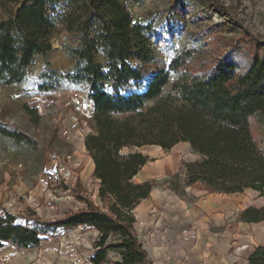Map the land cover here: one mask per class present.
Listing matches in <instances>:
<instances>
[{"label": "trees", "instance_id": "obj_1", "mask_svg": "<svg viewBox=\"0 0 264 264\" xmlns=\"http://www.w3.org/2000/svg\"><path fill=\"white\" fill-rule=\"evenodd\" d=\"M122 1H0L2 86L26 83L35 59L52 51L59 26L77 39L76 47H65L74 60L72 68L60 73L45 64L36 87L39 93L86 87L85 98L93 105V133L84 137L83 146L93 164L92 178L98 181L99 202L76 193L85 207L55 220H43L34 212L3 211L0 248L36 249L82 228L98 233L91 264L106 263L108 251L120 256L113 264H152L135 231L134 210L156 184L135 183L133 178L153 160L139 152L121 153L124 148L157 146L169 151L188 143L200 159L182 164V179L175 173L166 182V189L178 197L196 183L213 194L252 190L264 196V40L245 35L231 45L235 50L196 66L191 64L196 50L182 48L160 64L152 50L151 25L134 23ZM24 111L35 114L27 106ZM0 137L38 147L25 134L4 126ZM236 218L244 224L264 222V207H248ZM247 263L264 264V247L255 248Z\"/></svg>", "mask_w": 264, "mask_h": 264}, {"label": "rangeland", "instance_id": "obj_2", "mask_svg": "<svg viewBox=\"0 0 264 264\" xmlns=\"http://www.w3.org/2000/svg\"><path fill=\"white\" fill-rule=\"evenodd\" d=\"M122 2L134 23L151 25L152 50L160 64H165L176 50L182 48L196 50L191 61L196 66L220 53L235 50L231 45L245 35L254 37L257 42L264 40V0ZM12 5L10 3L9 6ZM77 43L73 34L59 26L51 40L52 51L44 58L35 59L27 70L26 83L14 87L0 85V126L20 131L38 144L33 149L0 137V213L34 212L43 220H55L85 207L84 203L77 201L76 193L99 205L97 184L89 173L87 154L80 137L81 122L86 121L91 126V121L78 114L75 102L86 99V87L69 85L53 93H39L36 87L37 76L45 64L47 69L60 73L72 68L74 60L65 47L74 48ZM169 90L170 86H167L165 91ZM25 106L35 110V114L27 115ZM175 173L182 179L183 166L151 181L155 182V188L164 190L166 182ZM234 198L236 212L232 216L235 219L230 216L203 230L195 227L185 231L186 236L194 239L216 238L213 249L220 251V264H248L249 251L255 245L264 247V240H250L249 233L239 227L236 218L241 208L264 207V196L246 190ZM180 199L190 203L194 201L188 197ZM79 230L49 239L33 250H18L4 245L0 248V264L45 262L53 251L66 249L61 247V242L74 244L78 251L87 254V238L93 239V236L87 235V230L81 233ZM163 234L162 230L142 237L145 243L153 244L152 241H161Z\"/></svg>", "mask_w": 264, "mask_h": 264}, {"label": "crops", "instance_id": "obj_3", "mask_svg": "<svg viewBox=\"0 0 264 264\" xmlns=\"http://www.w3.org/2000/svg\"><path fill=\"white\" fill-rule=\"evenodd\" d=\"M81 146L84 150L83 144ZM144 148H149V150H144ZM128 152H139L153 160L142 167L133 178L135 183L151 181L158 177L166 176L178 170L182 163H190L200 159V156L191 150L188 143H179L169 151H163L157 146L124 148L121 151V153ZM87 159L89 173L92 174L93 164L88 156ZM95 182L97 184V194L98 181L95 180ZM238 195L240 194H213L199 183L187 187L182 197H178L167 189L163 190L154 187L149 197L141 201L134 210L136 218L135 231L147 253L148 259L152 264H179L180 261H183L181 264H220V251L217 248L213 249L216 238L194 239L188 235L186 236L185 231L195 227L203 230L208 225L219 224L224 218L235 214L236 200L234 197ZM183 197L194 199V201L193 203L183 201L180 199ZM232 218L235 219L234 216ZM238 225L246 233H249L250 240L253 238L258 241L264 240V222L256 224L239 222ZM82 230L80 228L79 233ZM162 230L164 234L161 241H152L153 244L143 241L142 236L144 234L161 232ZM75 231L77 229L69 233H74ZM87 235L93 236V239L87 238V254L84 251H78L79 249L74 244L61 242V247L66 249L53 251L50 256L45 258V262L39 260L34 263L91 264L90 259L95 252L93 244L97 240L98 233L95 230H87ZM71 243L74 242L72 241ZM257 247H263V245H255L247 254V258ZM59 251L61 252L59 253ZM119 260L120 256L118 253L108 251L107 262L104 264H113ZM21 263L23 264L22 261Z\"/></svg>", "mask_w": 264, "mask_h": 264}, {"label": "built area", "instance_id": "obj_4", "mask_svg": "<svg viewBox=\"0 0 264 264\" xmlns=\"http://www.w3.org/2000/svg\"><path fill=\"white\" fill-rule=\"evenodd\" d=\"M76 108L77 112L80 116L87 118V120L92 118L93 115V105L86 99L76 100ZM81 133L80 137L84 139L85 136L92 134L93 129L91 126L88 125V122L86 121L81 122Z\"/></svg>", "mask_w": 264, "mask_h": 264}]
</instances>
